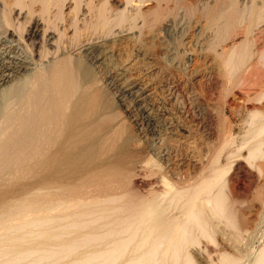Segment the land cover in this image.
Masks as SVG:
<instances>
[{"label":"bare ground","instance_id":"6f19581e","mask_svg":"<svg viewBox=\"0 0 264 264\" xmlns=\"http://www.w3.org/2000/svg\"><path fill=\"white\" fill-rule=\"evenodd\" d=\"M122 1L0 0V174L10 172L0 264H195L191 250L214 241L215 219L239 233L235 206L250 188L264 224V0H191L186 11L205 24L181 34L183 61L161 41L131 56L129 35L111 37L137 19L157 26L170 0ZM147 1L155 7L143 11ZM13 7L26 18L16 26ZM226 107L245 114L238 138ZM189 122L205 129L199 145ZM144 164L170 172L146 195L134 189L149 185ZM231 255L216 264H264V244L245 263Z\"/></svg>","mask_w":264,"mask_h":264},{"label":"rangeland","instance_id":"374dc122","mask_svg":"<svg viewBox=\"0 0 264 264\" xmlns=\"http://www.w3.org/2000/svg\"><path fill=\"white\" fill-rule=\"evenodd\" d=\"M111 1H114V0H111ZM120 3L121 2H123L122 0H118ZM194 2H197V4H200V3H202V1L203 2H207V0H193ZM192 1V2H193ZM241 1V3H242V1H244V0H240ZM168 3H170V4H168V3H162V6H165V11H167L166 10V8L167 9H173V11L174 12H171V14H167V15H165V17L161 20V23H159L157 26L156 25H154V26H151L149 23H143V21H142V19H137V21L135 22V26H134V30H132L133 29V27H128L129 25H128V23H125L124 25H121V26H115V27H113L114 28V30L112 29V33L111 34H114V35H111V37H113V39H117V40H119L122 36H128L129 38H128V48H129V53L130 54H132L131 56H137L138 55V53H139V55L141 56V52H142V50L144 49V50H146V49H148L149 48V50L150 51H152L153 49H154V51H156V46L158 45L157 43H158V41H161L160 43H161V46L164 48V50H169V49H172V48H175L177 51H178V54H177V58L179 59V60H181V61H183V60H185V55L183 56V37L184 36H182L183 34L184 35H189L190 33H194V28H192L193 27V23L197 20V22L198 21H200V24L201 25H204L205 23V21H203V20H205V18L203 17V16H199V15H197V14H195V16L193 15L192 16V14H190V13H188L187 11H186V8H187V6H189L190 4H191V0H178L177 1V4H176V6H175V2L174 1H167ZM193 2V3H194ZM199 2V3H198ZM213 2V0H208V3H212ZM119 3V4H120ZM118 3H116L115 5L117 6V7H119L120 8V5H119ZM166 4H168V5H166ZM119 5V6H118ZM35 6V5H34ZM155 7V2L154 1H147V2H145L144 4H143V6H142V9H143V11H148V9L150 10L151 8H154ZM178 6V7H177ZM184 6V7H183ZM38 6L36 5V7H33V9L35 8H37ZM171 7V8H170ZM174 7V8H173ZM13 11L14 12H12L11 13V15H10V18L12 19V23H13V25H17V23L18 22H20L19 24H21V22H23L24 20H26V18L25 17H23L22 15L25 13L24 12V10H22V12H20L19 14H17V12L20 10V9H18V7L16 8V7H13ZM176 10V11H175ZM183 11V12H182ZM182 12V13H181ZM20 15V16H22V17H20V16H17V15ZM25 15V14H24ZM187 15V16H186ZM167 16V17H166ZM191 16V17H190ZM198 16V17H197ZM20 17V18H19ZM148 17V21H150V19H151V15H147L146 16V18ZM195 17H197V18H195ZM24 20H23V19ZM190 18V19H189ZM198 18H199V20H198ZM202 18V19H201ZM166 19V21H164ZM172 20V21H171ZM163 21V22H162ZM193 22V23H192ZM164 23V24H163ZM173 23V24H172ZM184 25L185 24V26L188 24V25H190V26H188V27H185V26H183L182 24ZM187 23V24H186ZM0 40H1V42H3V43H7L8 42V38L5 36V34H4V23H2L1 22V17H0ZM147 24V25H146ZM167 24V25H166ZM176 24V25H175ZM142 25V26H141ZM145 27H144V26ZM160 25V26H159ZM123 26V27H122ZM146 26H148V27H146ZM150 26V27H149ZM173 26H175L174 28L176 29H174L173 28ZM127 29H125V28ZM154 27V28H153ZM163 27V28H162ZM169 27V28H168ZM171 27V28H170ZM180 27H182V29H183V27H184V31L180 28ZM206 27V26H205ZM151 28H153V29H151ZM156 28V29H155ZM160 28V29H159ZM187 28V29H186ZM121 29V30H120ZM151 29V30H150ZM154 29H155V31H154ZM165 29V30H164ZM174 29V30H173ZM205 29V32H206V30H207V32H206V34H209V35H212V33L214 32V30L213 29H210V28H208V29H206V28H204ZM119 30V31H118ZM123 30V31H122ZM125 30V31H124ZM129 30V31H128ZM139 30V31H138ZM146 30H148V32L146 31ZM172 30V31H171ZM181 30H182V32H181ZM189 32H188V31ZM113 31H115L114 33H113ZM152 31V32H151ZM168 31V32H167ZM176 32L175 34H174V32ZM130 34H129V33ZM171 32V33H170ZM180 32V33H179ZM126 33V34H125ZM152 33V34H151ZM122 34V35H121ZM138 34V35H137ZM156 34V35H155ZM171 34V35H170ZM182 34V35H181ZM143 35V36H142ZM153 35V36H152ZM158 35V36H157ZM114 36H116V37H114ZM121 36V37H120ZM133 38H132V37ZM182 36V37H181ZM153 37V38H152ZM158 37V38H157ZM130 38L132 39V40H130ZM139 38V39H138ZM156 38L158 39V40H156ZM166 38V40H164ZM181 38V39H180ZM115 39V40H116ZM146 39V40H145ZM180 39V40H179ZM114 40V41H115ZM135 40V41H134ZM138 40V41H137ZM134 41V42H133ZM165 41V42H164ZM132 42V43H131ZM168 42V43H167ZM170 43H172V44H170ZM14 44V43H13ZM27 44V43H26ZM179 44H180V46H179ZM181 44H182V46H181ZM131 45H133V46H131ZM173 45V46H172ZM177 45V46H176ZM178 48H176V47ZM180 48H179V47ZM135 47V48H134ZM169 47V48H168ZM20 48H22L21 46H20ZM133 48V49H132ZM141 49V50H140ZM181 49V50H180ZM164 50H163V52L161 51V54H159V58L160 59H162V61H165V62H167V58H166V54L164 53ZM133 51V52H132ZM141 51V52H140ZM176 51V52H177ZM138 52V53H137ZM180 52H182V53H180ZM164 53V54H163ZM179 54H180V56H179ZM164 55H165V59H164ZM162 57V58H161ZM100 73L98 74V76L100 77ZM244 77H245V74H242ZM241 75V76H242ZM242 76V77H243ZM175 94H178V92L177 93H175ZM179 99V105L181 104H184V102L182 101V100H180V98H178ZM112 100V102H113V105L116 107L115 109H116V111H117V113L118 114H121V115H123L124 113H122V109H121V107L120 106H118L117 104H118V101H117V97L115 96V95H113V98L111 99ZM115 101V102H114ZM181 101V102H180ZM183 102V103H182ZM194 107V108H193ZM193 107H191V109H193V110H191L190 109V112H191V114H192V112H193V114H195L194 116H196V114H199V113H201V111H202V107L200 108V106H193ZM196 107V108H195ZM198 108H199V110H198ZM229 107H226V108H224L223 110H224V116L227 118V123H228V125L230 126V127H232V131H233V133H235L234 134V136H235V138H238L239 137V135H241V133H242V131H243V128L245 127V125H241L243 122V120H244V118H245V114H244V112L243 111H241V109H238L236 112H233V110L231 109V108H229ZM199 112V113H198ZM236 113V114H235ZM238 113V114H237ZM192 114V115H193ZM125 122V124H126V126H128L127 128H129V129H127V132H129V133H132L134 136L136 135V138L138 139V140H136V142H131L130 143V147L131 148H133L134 147V149L135 150H139V152H141L142 154H141V157L143 158V159H147V157L150 155V154H148V156H147V152H146V150H148L146 147H147V144L148 143H146L143 139L141 140V138H139L140 137V135H138L137 136V131H136V128L135 127H133V126H131V124H129L128 123V121H124ZM192 123H195V122H189V124H190V126H191V129H193V128H195L194 129V132L196 133V136H197V133L198 134H200L199 136H195V133L193 132V136H195V138L193 137L192 139H194V141H196V143H198V145L200 144V142H198V141H200L201 140V142H204V139H203V137L205 138V134H204V131H205V129L203 130V128L201 129V127H197L195 124H192ZM192 124V125H191ZM194 126V127H193ZM145 128V127H144ZM242 128V129H241ZM146 129V128H145ZM199 129V130H198ZM196 130V131H195ZM202 130H203V133H202ZM193 131V130H192ZM237 133V134H236ZM203 134V135H202ZM203 136V137H202ZM149 137V136H148ZM139 141V142H138ZM145 142V143H144ZM135 143V144H134ZM139 144V145H138ZM146 144V145H145ZM137 147H138V149H137ZM145 148V149H144ZM144 149V150H143ZM147 156V157H146ZM141 158V159H142ZM224 160V159H223ZM141 164H143V163H141ZM153 166V167H152ZM146 167V168H145ZM145 168V169H144ZM157 167H154V165H149V164H144V166H142L141 168H140V173H141V177H143L144 179H146V181L148 182V184L149 185H147V186H144V185H140V184H137L139 187H136V188H134V189H137L138 191H140L139 193H142V194H144L145 193V195H146V193H147V189L149 188V187H159V181H160V179H162L163 177H167V176H169L170 175V172H169V170L167 169V168H162L163 170H164V175H163V172H159L160 170L157 168ZM144 169V170H143ZM162 169H161V171H162ZM165 170H167V172H169V173H167V174H165ZM153 171H154V173H153ZM10 172L9 171H7L6 173H3V174H0V183H6L7 182V180H8V178L10 177V174H9ZM162 173V174H161ZM161 174V175H160ZM163 175V177H161L160 178V176H162ZM167 175V176H166ZM170 177V176H169ZM160 178V179H159ZM164 178V179H165ZM148 179V180H147ZM169 179V178H168ZM155 185V186H154ZM256 185H257V187L259 186V187H262V186H264V178H261L259 181H258V183H256ZM1 186H0V191H1ZM253 190H254V188H250L248 191H246V192H244L243 193V197H242V201L240 202V204H237L235 207V209H236V217H237V225L240 227H238L237 226V228L240 230H238V234H235V235H231V234H234L235 232H233L232 230H228V228H226L225 227V229H224V224H222V221H220V220H214V222L212 223V225L214 226V228H213V233H215V234H213L214 236V241L212 242V243H207L206 242V244H207V246H206V244H205V242H202L203 241V239H201V241L199 242V244L197 245V246H199V247H196V245H194L195 247H194V249H193V247L191 248V249H193V250H191V249H189V250H191V252L192 251H194V253L193 254H191L192 255V259L194 260V263L195 264H216L217 263V261H218V257H220L221 256V254H227V255H229V254H233V255H231V256H240V258H241V256L243 257V262L245 263L246 262V260L247 259H249L250 260V257H251V259L254 257L253 255H256V252L259 250V248L264 244V224L260 221L259 222V220L260 219H258L259 218V212L261 211V207H260V205L258 204V201H256L255 200V194H254V192H253ZM245 194V195H244ZM254 198V199H253ZM258 212V213H257ZM218 225V226H217ZM223 227V228H222ZM216 229V230H215ZM218 229V230H217ZM242 229V230H241ZM214 230H215V232H214ZM220 231V232H219ZM229 231L231 232V233H229ZM242 231V232H241ZM245 231H246V233H245ZM233 232V233H232ZM243 234H241V233ZM250 235V236H249ZM228 236V237H227ZM238 236H239V239H238ZM242 236V237H241ZM252 236V237H251ZM260 236V237H259ZM227 238V239H226ZM232 239H233V241H232ZM242 239V240H241ZM249 239V240H248ZM230 240V241H229ZM238 240V241H237ZM246 241V242H245ZM232 242V243H231ZM242 242V243H241ZM237 243V244H236ZM228 244H230V245H228ZM244 245V246H243ZM206 246V248H205V251H202V252H206V253H202L201 251H199V252H201V253H199L198 252V250H203V248ZM210 246V247H209ZM233 246V247H232ZM207 248H209V249H207ZM235 248V249H234ZM207 250V251H206ZM208 250H209V252H208ZM240 251V252H239ZM207 252H208V254H207ZM245 252V253H244ZM253 252V253H252ZM246 253H248V254H246ZM250 253V254H249ZM205 254H207L208 256H209V260H213L212 262H206V259H205V256L204 255ZM235 254V255H234ZM218 255V256H217ZM220 255V256H219ZM245 255V256H244ZM251 255V256H250ZM253 256V257H252ZM244 258H245V260H244ZM217 259V260H216ZM241 262V261H240ZM249 262V261H248ZM248 262H246L245 264H248ZM241 264V263H240ZM243 264V263H242Z\"/></svg>","mask_w":264,"mask_h":264}]
</instances>
